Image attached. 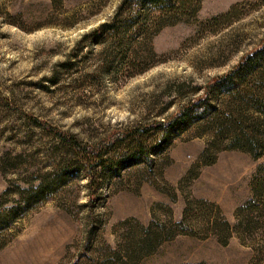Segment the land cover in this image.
Segmentation results:
<instances>
[{"label":"rangeland","instance_id":"1","mask_svg":"<svg viewBox=\"0 0 264 264\" xmlns=\"http://www.w3.org/2000/svg\"><path fill=\"white\" fill-rule=\"evenodd\" d=\"M121 1L0 0V196L42 177L55 159V140L26 115L94 142L115 130L171 117L264 41V0H204L195 18L136 44L135 60L120 70L110 64L112 47L80 42L112 18ZM237 5L238 18L231 23L213 20ZM207 140L180 127L167 135L169 159L159 161L157 178H144L138 193L105 190L97 201L105 220L100 246L115 245V229L126 219L150 222L158 204H171L180 219L188 197L218 204L236 225L238 210L252 198L251 182L264 155L255 159L226 150L214 165L196 167ZM194 167L200 176L187 181ZM88 182L75 172L55 196L26 215L20 232L0 251V264L73 261L88 229ZM174 189L176 202L169 196ZM262 222L226 246L215 237L179 236L140 264H264Z\"/></svg>","mask_w":264,"mask_h":264},{"label":"trees","instance_id":"2","mask_svg":"<svg viewBox=\"0 0 264 264\" xmlns=\"http://www.w3.org/2000/svg\"><path fill=\"white\" fill-rule=\"evenodd\" d=\"M203 1L122 0L114 16L86 34L80 43L112 47L110 64L120 70L130 68L136 44L151 41L166 26L195 18ZM238 9L234 6L213 20L227 19L231 23L238 18ZM26 117L53 137L55 159L42 177L23 181L27 187H9L0 196V251L20 232L23 218L43 205L44 199L55 196L59 185L75 172H81L89 181L88 229L81 249L68 264H140L179 236L215 237L226 246L236 234H252L263 224L264 164L252 179V198L238 210L236 225L218 204L188 197L180 219L175 218L171 204H158L153 207L150 222L126 219L115 229V245L100 246L105 220L98 213L97 201L112 187L138 193L144 178H157L159 161L169 159L171 144L167 135L183 126L208 137L196 167L214 165L226 150L247 152L255 159L263 157L264 41L231 70L209 81L202 94L167 119L115 130L97 141L86 142L48 122ZM196 167L189 171L187 181L200 176ZM15 195L20 199H11ZM169 196L172 202L178 200L175 189Z\"/></svg>","mask_w":264,"mask_h":264}]
</instances>
